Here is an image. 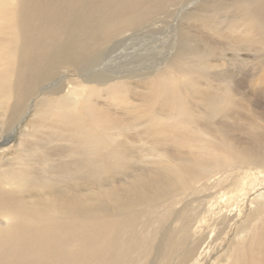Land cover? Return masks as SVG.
I'll return each mask as SVG.
<instances>
[{
  "label": "bare ground",
  "instance_id": "1",
  "mask_svg": "<svg viewBox=\"0 0 264 264\" xmlns=\"http://www.w3.org/2000/svg\"><path fill=\"white\" fill-rule=\"evenodd\" d=\"M187 1L0 0V264H197L231 225L211 264H264V0H196L160 66L96 68Z\"/></svg>",
  "mask_w": 264,
  "mask_h": 264
},
{
  "label": "rangeland",
  "instance_id": "2",
  "mask_svg": "<svg viewBox=\"0 0 264 264\" xmlns=\"http://www.w3.org/2000/svg\"><path fill=\"white\" fill-rule=\"evenodd\" d=\"M188 1H190V2H188ZM188 1L187 2L189 4H186L187 2H185L184 5L182 6V8H179L178 12L175 13V16H173L172 18H168L166 20L162 19L164 23L162 21H157L149 29L142 30V31H135L134 33L131 34V37L128 38V40H125L124 42H121L119 44L113 43V44H111L113 46H111V45L108 46L106 49H104V51L102 53L101 60L99 61V64L97 65L96 68L102 70L103 72H108L110 74L112 73V75H124V73L126 74V73H132V72H137V71L145 72L146 70L148 71L154 67H157L156 65L160 66L164 62V60L174 52L176 39L178 38V36H180V34L183 31L187 32L190 39L196 40V37L193 35H196L199 32V29L197 30V23L194 20H192L191 18H188L187 16H185V13H184V8L190 9L191 7H193L195 5L194 2L196 0H188ZM196 31H198V32H196ZM204 32H206V34H207V31H204ZM194 37H195V39H194ZM211 37L212 36H210V38ZM212 39H213V37H212ZM128 44L130 46H128ZM132 45H134V46H132ZM133 51H134V53H133ZM145 51H146V53H145ZM111 52H113V53H111ZM146 54H148V55H146ZM103 55H105V56H103ZM144 55H146L147 57L146 56L144 57ZM158 58H160V59L162 58L161 61ZM147 60H149V61H147ZM127 67H129V68H127ZM131 67H133V68H131ZM131 70H132V72H131ZM101 100L104 102V104H106L108 106H109L110 102H113L115 105L113 103L110 104L113 106V108H112L113 110L114 109L115 110H124V112H128L131 110L130 107H127V106H129L128 103L116 100V98L113 100H108V99L102 98ZM122 103L124 105H121ZM109 107H111V106H109ZM29 113L30 112H27V110H25V112L22 114V116L25 114L24 117L27 118L29 116ZM218 119L219 118H216V120H218ZM22 124H25L24 121H22ZM14 125L11 128L10 134L18 131V129H19V128L15 127L14 128L15 131H14L13 130ZM13 141H14L13 138L12 139L11 138L6 139L4 141L0 140V149H3V147L7 148L10 144L13 143ZM254 194L256 195V193L253 192L251 194L252 196H249V200L246 204V207L242 209V211H244V212H241L238 215V217H237L238 222L240 220L244 219L248 215V213L250 211L249 209L251 208L250 207V201H251V199H253L255 197ZM217 211L219 212L218 209L214 210V212H217ZM193 212L196 213V210ZM246 212H247V214H246ZM208 222L205 226H203L204 228L205 227L208 228V227L212 226L211 221H208ZM217 228H218V226L215 229L213 227L210 228V229H212L214 237L216 236V234H218ZM213 229H214V231H213ZM232 230H234V225H231L229 227V232L227 234L223 235L221 239L217 240V242H214L213 243L214 245L211 243L212 244L211 246H214V247H212L208 252H206V254H204L201 257L200 261L197 262V264H211L214 261V259L216 258V256L221 255L223 253L224 248H225L224 245L227 244L229 242V240L233 237L232 236L233 235ZM214 237H211L210 241H212L214 239Z\"/></svg>",
  "mask_w": 264,
  "mask_h": 264
}]
</instances>
